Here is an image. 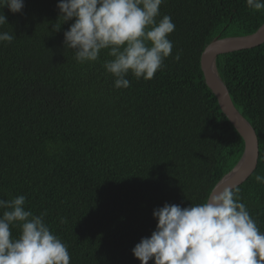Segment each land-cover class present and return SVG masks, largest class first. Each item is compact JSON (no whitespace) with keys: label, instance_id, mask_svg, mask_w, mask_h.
<instances>
[{"label":"trees","instance_id":"trees-1","mask_svg":"<svg viewBox=\"0 0 264 264\" xmlns=\"http://www.w3.org/2000/svg\"><path fill=\"white\" fill-rule=\"evenodd\" d=\"M59 2L2 9L0 32L15 38L0 42V199L23 195L25 210L46 211L70 264H138L132 249L155 230L153 211L204 203L243 154L199 59L214 39L254 33L264 9L246 0H165L156 19L175 25L171 55L151 80L129 73L130 86L116 89L103 67L107 50L81 64L64 45L74 20H58ZM215 70L257 137L256 169L237 196L264 232V183L256 181L264 176V43L216 57Z\"/></svg>","mask_w":264,"mask_h":264},{"label":"clouds","instance_id":"clouds-1","mask_svg":"<svg viewBox=\"0 0 264 264\" xmlns=\"http://www.w3.org/2000/svg\"><path fill=\"white\" fill-rule=\"evenodd\" d=\"M165 0H60L58 20L73 21L64 32V45L74 50L78 63L96 62L102 50L111 59L106 72L115 78L116 89L128 88L126 78L151 80L172 53L168 39L175 25L160 15ZM249 8L264 9V0H246ZM21 13L24 0H0V26L7 24L2 9ZM55 31L61 25L53 26ZM15 36L0 32V42ZM179 53L174 59L179 60ZM256 181L264 183V176ZM239 189L214 190L204 203L181 207L165 204L153 211L157 221L150 237L132 249L140 264H264V232L237 196ZM26 197L0 199V264H70L67 246L45 223L47 212L25 210ZM20 234L12 238L10 227Z\"/></svg>","mask_w":264,"mask_h":264},{"label":"water","instance_id":"water-1","mask_svg":"<svg viewBox=\"0 0 264 264\" xmlns=\"http://www.w3.org/2000/svg\"><path fill=\"white\" fill-rule=\"evenodd\" d=\"M262 43H264V23L254 33L246 36L214 39L200 55L199 63L204 82L216 97L220 110L238 132L244 144L243 154L238 163L215 185L211 193L217 189L222 190L225 186L237 188L242 185L255 171L258 161L256 134L232 104L224 84L216 73L215 59L220 55L252 49ZM138 264H140L139 260Z\"/></svg>","mask_w":264,"mask_h":264}]
</instances>
